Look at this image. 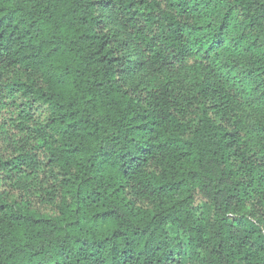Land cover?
Here are the masks:
<instances>
[{
    "label": "trees",
    "instance_id": "1",
    "mask_svg": "<svg viewBox=\"0 0 264 264\" xmlns=\"http://www.w3.org/2000/svg\"><path fill=\"white\" fill-rule=\"evenodd\" d=\"M0 264H264V0H0Z\"/></svg>",
    "mask_w": 264,
    "mask_h": 264
}]
</instances>
